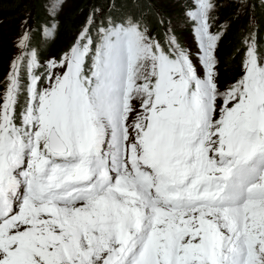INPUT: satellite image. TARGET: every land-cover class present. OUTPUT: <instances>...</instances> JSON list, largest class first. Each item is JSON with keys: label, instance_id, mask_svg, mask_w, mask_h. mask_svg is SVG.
<instances>
[{"label": "snow or ice", "instance_id": "1", "mask_svg": "<svg viewBox=\"0 0 264 264\" xmlns=\"http://www.w3.org/2000/svg\"><path fill=\"white\" fill-rule=\"evenodd\" d=\"M195 4V56L112 0L44 72L24 22L0 92V264H264V46L250 30L221 89L215 4Z\"/></svg>", "mask_w": 264, "mask_h": 264}, {"label": "rangeland", "instance_id": "2", "mask_svg": "<svg viewBox=\"0 0 264 264\" xmlns=\"http://www.w3.org/2000/svg\"><path fill=\"white\" fill-rule=\"evenodd\" d=\"M45 1H48V0H45ZM251 1L254 5L255 11L249 8L248 6L246 8L241 7V4L238 2V0H213V3L217 7L225 8L224 10L234 9L233 12H231V14H233L236 17L235 22L230 27L228 32L232 31L234 25H236L237 29L240 30L243 36L242 38L247 37L249 35V31L251 30L254 34H256L257 39H258V35H257L258 30L256 31L254 27V25L258 21V15H256L255 12L256 13L259 12V15L264 18V4L260 0H256V1L251 0ZM84 2L86 3H84L81 7L79 6L76 10L78 11L80 9H83L84 12H75V17H78L76 18V22H78L76 26H82L84 24L85 19L89 14L88 12L89 8H94V7L101 8L107 12L112 0H85ZM117 2L118 0H115V4ZM120 2H122V6L120 7L121 9H124L126 7L125 5L126 4L129 5L130 2H131L130 6L132 5L134 7V3L136 2L135 9L137 10L138 9L137 5L140 3V0H139V3H138V0H120ZM149 2L151 4H154L156 10L161 11L162 14H165V13L167 14L166 17L168 20H166L167 25L165 29L167 40H169V37L170 35H172L171 34L172 32L173 35H175V37L177 38L178 43L180 39H182V42L184 45H187L188 43L191 42L193 32L191 31L190 27L194 26V22H192L190 19L186 17L185 12L188 10H195V7H196L195 0H149ZM75 4L76 3L74 0H66V2L63 4L62 9L58 12V15L56 16V20L58 21V28L62 24H64L63 16H65L66 13L75 6ZM124 11L127 12L128 10H124ZM133 11L134 9L131 12ZM143 13L147 17L148 23L154 22L153 18H150L151 17L150 15L148 16L147 13H145V11ZM217 13L212 15V12H211L210 17L211 15L213 17ZM227 13H224V15H226ZM248 15H252L254 17L248 20L247 19ZM158 16L159 15H156V17ZM218 19H219L218 17L215 18L214 22H217ZM263 25H264V21H263ZM7 28H10V25L8 23H3L0 21V31L8 32ZM188 30H190V32ZM245 30H246V33H245ZM261 33H264V29L261 30ZM222 45H223L222 40H220L218 42V47L215 52L217 61L225 53ZM55 50H56V47H55ZM6 51H7V47L1 46V39H0V67H1L0 75L2 73L3 67L6 62ZM53 55H50V56H53ZM216 70H217L218 86L221 89L226 87L228 84L232 83L235 79L239 77L241 73V68L238 67L237 72L233 75V77H231L227 81L228 82L227 85L225 84L221 85L220 76H221L222 70L220 68V65L218 66V63H217Z\"/></svg>", "mask_w": 264, "mask_h": 264}, {"label": "trees", "instance_id": "3", "mask_svg": "<svg viewBox=\"0 0 264 264\" xmlns=\"http://www.w3.org/2000/svg\"><path fill=\"white\" fill-rule=\"evenodd\" d=\"M74 1L76 3L75 6L72 9H70V11H68L65 16H63L64 24H62L59 28L58 34L61 33L62 37L64 38L69 37V32H73L77 29L76 24L78 22H76V18L78 17H75V12H80V11L84 12L83 9H80L78 11L76 10L79 6L81 7L84 3H86L84 2L85 0L83 1L74 0ZM130 4L129 5L126 4L125 5L126 7L124 9H121L120 7L122 6V2L118 0V2L116 3V11L117 12L124 11V10L132 11L134 7L132 5L130 6ZM23 5L25 4L21 2L20 0H0V18L3 19V23H8L10 25V28H7L8 32L0 31V38H1V42L3 46H6L8 43V35L16 31L15 24L21 15V10H22ZM139 7L148 11V15H150L154 20V23L152 24L156 27V29H158L157 28L158 23L156 22L154 18L153 12H151L150 10L151 8H150L148 0H140ZM27 8L35 12V16L38 22V20L40 19L39 3L37 1H34L33 3H29L28 6L27 5L25 6L24 11ZM257 14H258V40L260 42L261 41V30L264 29V25H263L264 18L259 15V12ZM222 43H223L222 46L224 48L225 53L220 58V68L222 70L220 80H221V85L222 84L226 85L228 83L227 81L231 77H233V75L237 72V69L240 65V57L242 55V49H241V46L243 45L242 37L240 34V30L237 29L236 25H234L232 31L228 32L225 35ZM260 44L262 45V43ZM55 45L56 44L52 45V48H55ZM51 50H52L51 48H47L43 56L48 55ZM51 53H54V51Z\"/></svg>", "mask_w": 264, "mask_h": 264}, {"label": "clouds", "instance_id": "4", "mask_svg": "<svg viewBox=\"0 0 264 264\" xmlns=\"http://www.w3.org/2000/svg\"><path fill=\"white\" fill-rule=\"evenodd\" d=\"M53 54H55V51H54V53H52L51 55H53ZM43 57V56H42Z\"/></svg>", "mask_w": 264, "mask_h": 264}]
</instances>
